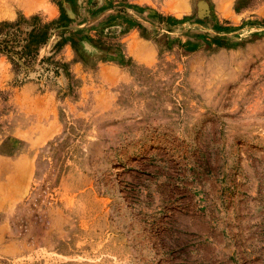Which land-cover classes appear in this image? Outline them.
<instances>
[{"label": "rangeland", "instance_id": "obj_1", "mask_svg": "<svg viewBox=\"0 0 264 264\" xmlns=\"http://www.w3.org/2000/svg\"><path fill=\"white\" fill-rule=\"evenodd\" d=\"M0 264H264V0H0Z\"/></svg>", "mask_w": 264, "mask_h": 264}, {"label": "bare ground", "instance_id": "obj_2", "mask_svg": "<svg viewBox=\"0 0 264 264\" xmlns=\"http://www.w3.org/2000/svg\"><path fill=\"white\" fill-rule=\"evenodd\" d=\"M174 1V0H173ZM182 1V0H181ZM174 3V2H173ZM177 3V2H176ZM172 5V4H171ZM21 165V164H20ZM24 168V167H23ZM26 169V168H25ZM24 175V174H23ZM24 180V179H23ZM23 183V182H22ZM19 191V190H18ZM17 194H19V193H17Z\"/></svg>", "mask_w": 264, "mask_h": 264}]
</instances>
